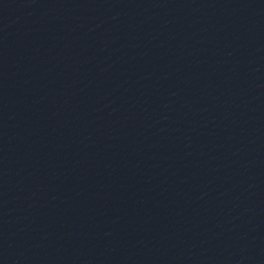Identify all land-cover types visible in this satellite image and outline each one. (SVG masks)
Masks as SVG:
<instances>
[{"label": "water", "instance_id": "95a60500", "mask_svg": "<svg viewBox=\"0 0 264 264\" xmlns=\"http://www.w3.org/2000/svg\"><path fill=\"white\" fill-rule=\"evenodd\" d=\"M0 264H264V0H0Z\"/></svg>", "mask_w": 264, "mask_h": 264}]
</instances>
